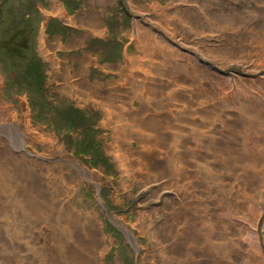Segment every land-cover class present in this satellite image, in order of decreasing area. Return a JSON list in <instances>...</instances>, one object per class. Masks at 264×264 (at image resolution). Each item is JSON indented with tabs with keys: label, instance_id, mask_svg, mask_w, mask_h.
I'll return each mask as SVG.
<instances>
[{
	"label": "rangeland",
	"instance_id": "1",
	"mask_svg": "<svg viewBox=\"0 0 264 264\" xmlns=\"http://www.w3.org/2000/svg\"><path fill=\"white\" fill-rule=\"evenodd\" d=\"M0 105V264H264V0H0Z\"/></svg>",
	"mask_w": 264,
	"mask_h": 264
},
{
	"label": "bare ground",
	"instance_id": "2",
	"mask_svg": "<svg viewBox=\"0 0 264 264\" xmlns=\"http://www.w3.org/2000/svg\"><path fill=\"white\" fill-rule=\"evenodd\" d=\"M1 114H3V109L1 108V105H0V115ZM5 117V116H4ZM4 120V119H3ZM1 121V120H0ZM2 122V121H1ZM7 123V122H6ZM2 124V123H1ZM4 124V123H3ZM10 125H12V121H9V126ZM6 127V126H5ZM12 156H10V162H11V164L13 163L14 164V168H15V171H17V173H18V177L16 178V181L17 182H11L10 181V183H8V185H2V187L3 186H6V187H4V189H11V186H12V184H13V187H15V188H17V186H18V184H19V182L21 181L20 180V177H22L23 176V164L21 163L20 164V162H21V160L20 159H17V157H15V159H13V161H12ZM4 161H6V159H5V155H0V176H2V175H4L3 174V171H5V169H7V167H6V165H7V163H5ZM9 161V160H8ZM11 164H9V167L11 168V170H12V165ZM9 167H8V169H9ZM11 185V186H10ZM18 189V188H17ZM13 192H14V190H13ZM12 192V193H13ZM14 194V193H13ZM64 195V194H63ZM3 201V200H2ZM5 201V200H4ZM5 202H7V201H5ZM9 202V201H8ZM27 202V201H26ZM30 203V202H29ZM1 205H2V202H1V200H0V213L2 212V209H3V207H1ZM6 205V204H5ZM27 206V205H26ZM33 207V206H32ZM30 210V209H29ZM6 213H8V212H6ZM85 216V215H84ZM69 218V217H68ZM88 218V217H87ZM86 218V219H87ZM89 220V219H88ZM87 220V221H88ZM85 221V220H84ZM93 221V220H92ZM78 222V221H77ZM82 224V223H81ZM89 224V223H88ZM93 227V226H92ZM77 232V231H76ZM83 234V233H82ZM88 235L89 236H87L86 235V233H85V236L83 237L84 238V240L83 239H81V247L82 248H87L88 249V252L87 253H83V252H81V253H78L76 250H72V251H75V252H71L68 256H67V261H64L66 264H96V261H95V259L94 258H92V252L97 248L98 249V246H97V243H98V241L97 240H95V235H94V237L93 236H91L90 235V233H88ZM96 249V250H97ZM80 251V250H79ZM83 251V250H82ZM66 253H68V252H66ZM63 262V261H62ZM61 262V263H62ZM62 263V264H65V263Z\"/></svg>",
	"mask_w": 264,
	"mask_h": 264
},
{
	"label": "trees",
	"instance_id": "3",
	"mask_svg": "<svg viewBox=\"0 0 264 264\" xmlns=\"http://www.w3.org/2000/svg\"><path fill=\"white\" fill-rule=\"evenodd\" d=\"M75 113H78L77 111H74Z\"/></svg>",
	"mask_w": 264,
	"mask_h": 264
}]
</instances>
